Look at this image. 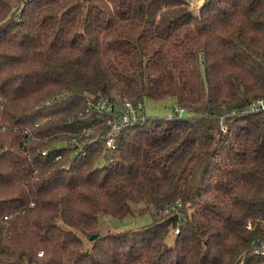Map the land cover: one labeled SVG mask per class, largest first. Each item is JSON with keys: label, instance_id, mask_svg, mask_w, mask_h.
Masks as SVG:
<instances>
[{"label": "trees", "instance_id": "16d2710c", "mask_svg": "<svg viewBox=\"0 0 264 264\" xmlns=\"http://www.w3.org/2000/svg\"><path fill=\"white\" fill-rule=\"evenodd\" d=\"M258 100L264 0H0V264H260ZM125 102L141 122L107 150L96 106Z\"/></svg>", "mask_w": 264, "mask_h": 264}, {"label": "built area", "instance_id": "2783aa9c", "mask_svg": "<svg viewBox=\"0 0 264 264\" xmlns=\"http://www.w3.org/2000/svg\"><path fill=\"white\" fill-rule=\"evenodd\" d=\"M99 118L103 121L106 127V135L103 139L104 148L107 150L115 149V136L123 129L131 127L140 121L141 111L143 110L141 105L134 106L129 102H125L122 106L116 109L112 106H105L98 104L96 106ZM264 110V101L258 100L253 102L250 107V112H257ZM172 114H177L179 117L183 116L184 110L174 109ZM169 116V115H168ZM172 115L169 117L171 118ZM141 122V121H140ZM27 132V131H26ZM91 134L93 131L90 132ZM45 155L43 151L41 153ZM178 230H175L177 233ZM250 253L253 257L261 260L260 264H264V240L256 242L250 249ZM232 264H249L245 261V252L239 253L234 257Z\"/></svg>", "mask_w": 264, "mask_h": 264}, {"label": "rangeland", "instance_id": "374dc122", "mask_svg": "<svg viewBox=\"0 0 264 264\" xmlns=\"http://www.w3.org/2000/svg\"><path fill=\"white\" fill-rule=\"evenodd\" d=\"M203 0H190V8L194 13H196L197 9L202 5ZM172 107L173 104L171 100H162V101H145L144 102V110L147 116L157 117V118H170L169 116L172 115ZM169 115V116H168ZM172 118V117H171ZM226 128L223 127L222 131L225 132ZM136 210L138 208L134 207ZM188 212L194 211V207L186 206ZM135 210V211H136ZM150 223V217L148 214H135L134 216L127 217L122 220H117L112 217L104 216L101 217L98 234L105 235L108 233H119V232H129L134 231L140 227L147 226ZM175 230H173L175 234ZM172 232H171V239H172Z\"/></svg>", "mask_w": 264, "mask_h": 264}, {"label": "water", "instance_id": "95a60500", "mask_svg": "<svg viewBox=\"0 0 264 264\" xmlns=\"http://www.w3.org/2000/svg\"><path fill=\"white\" fill-rule=\"evenodd\" d=\"M97 238V234H94V235H92L90 238H89V240L90 241H93L94 239H96Z\"/></svg>", "mask_w": 264, "mask_h": 264}]
</instances>
